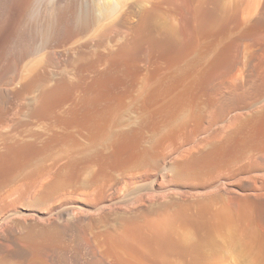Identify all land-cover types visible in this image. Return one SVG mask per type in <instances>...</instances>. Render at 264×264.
Segmentation results:
<instances>
[{"label": "bare ground", "instance_id": "1", "mask_svg": "<svg viewBox=\"0 0 264 264\" xmlns=\"http://www.w3.org/2000/svg\"><path fill=\"white\" fill-rule=\"evenodd\" d=\"M17 2V24L35 34L29 46L39 44L42 26L62 22L73 26L62 39L45 38V48L81 33L85 40L68 47L54 84L48 67L36 65L11 90L22 99L39 94L19 100L27 119L13 111V127H0V264H203L216 238L193 234L191 221L211 223L224 244L244 231L264 251V0L249 18L222 0H150L131 9L126 0ZM164 3L180 20L161 31L155 6ZM55 8L65 11L52 21ZM203 32L214 37L200 50ZM10 33L0 37V76ZM108 44L121 49L122 108H66L80 89L89 97L84 85L94 73H107L108 55L96 53ZM121 112L132 121L114 139ZM126 179L136 182L127 191ZM116 195L126 200L105 202ZM176 197L185 204L173 213Z\"/></svg>", "mask_w": 264, "mask_h": 264}, {"label": "rangeland", "instance_id": "2", "mask_svg": "<svg viewBox=\"0 0 264 264\" xmlns=\"http://www.w3.org/2000/svg\"><path fill=\"white\" fill-rule=\"evenodd\" d=\"M17 1L18 0H0V22L3 19L2 23H0V24H2V25H0V28L4 25L3 22H5V24H6L4 29H2L3 27L0 29V37H1V39H2V36H6V35H8L11 32L10 35H9L10 39H9L7 50H6L7 52L5 51V54H4V57H3L4 59L2 60L3 63L1 62L2 67H3L2 70H3V73L5 75L3 76V74L1 73L2 75L0 76L1 77L0 78V89H4V93L1 92V98L6 99V101L2 99L3 100V102H2L3 104H0V110H1V112L3 110L4 113H2V115L5 114L3 116L6 119L5 121H1L0 120L2 122V123H0V124H2L0 127H5L6 129L7 128L8 129L12 128L13 125L15 124L11 120L12 118L10 119V116L8 117L10 112H11L10 115L12 117V115H13L12 112L16 111V112H13V113H14V115L16 114V117H18V116L20 117V118H18L19 120H21V119L24 120L27 117L26 116L27 115L26 112H28V108L27 107H26L27 109L26 108H21L20 107L21 103H20L19 100L24 101V102L21 101L22 103H25V102L27 103V101H28V104H29L30 102L32 103V101H35L36 97L39 94V90H36V91L34 90V91L29 92V93H26L27 97L30 95L28 98L26 96H24V99H22V98H20V96L18 94L15 95L13 93L14 86H16V88H18V85L20 86V83H21V81L24 80V77L26 75L30 74L33 71L32 68L33 67H35V69L37 68L36 65L37 66L41 65L42 67L45 65V68L48 67V69L46 68L47 69V73L49 75V81L48 82L51 85L54 84L56 79L59 78L60 74L63 73L64 72L63 70L66 68V63H67L66 62L67 61L66 58L68 59L69 50H71V49L73 50L74 46L76 47L77 44L79 45L80 42L85 40V37H84L85 34L81 33V34L75 35L76 38L72 39V41H69L66 44L65 43L60 44L61 42L58 41L57 42L58 44L57 43L54 44L55 47L53 46V48H52L51 46H48L47 48H45V46H46V43H44L46 41L45 38L46 39H50L52 34L54 33L53 35H55V38L62 39L65 36V34H66V33L64 34L65 30H68L70 27L73 26L72 24H68L67 23L68 24L67 25V24H65V22H62V24L60 26L56 25L54 30H52L53 28L49 24L48 25L46 24V25L42 26L41 29H40V32L42 33L41 34V38H43V39L40 38V40L38 41L39 44L36 43L37 46H36V44L33 45V46H29L26 43L28 42V39H29L30 35H32L34 33H33L32 29H29V28L25 29L26 27H22L21 25L19 26L17 24L16 17H15V16H17L15 14L18 13V9L17 10L15 9V8H17V3H18ZM222 2L226 3L228 5L240 4L241 8L244 11L247 10V12H245L243 14L244 18H249L250 14L253 13L251 11H252V9L254 7V3H258L259 0H222ZM135 4L138 5V6L145 7L146 5L150 4V0H126L127 9H131ZM50 6H52V4ZM155 7H156L155 10L157 9L155 11V19L157 17L156 26L158 27V30L162 31V28L163 29L164 28H167V29L171 28L172 29V28L177 27L179 25L178 23H179L180 17H179V14L177 12V9H175V7H173V5H171L169 3H164V4H157ZM64 11H65V8H62V10H61V8L60 9L55 8V10L54 9L53 10L50 9L47 12V16H48V18H51L52 21H54L59 16V14L61 12L63 13ZM248 11H250L251 13L249 14ZM5 18H6V20H5ZM170 22L172 24H170ZM158 24H159V26H158ZM17 25L19 27H17ZM64 25H66V26H64ZM173 25H175V26H173ZM218 27L219 26H216L215 28H218ZM96 29L97 28H95V30H93V32H91L92 35H95V36L98 35L99 28H98V30H96ZM215 30H217V29H214V31ZM30 31H32L31 34H30ZM55 31H57V32L59 31L60 35L56 34ZM96 31H98V32H96ZM214 33H216V32H214ZM211 37L213 38L214 36L213 35L211 36L210 34L209 35L205 34L204 32L201 34L200 47H199L200 50L201 49L205 50V45L210 44L212 42L211 41L212 40ZM41 40H43L42 42H43L44 45L41 44L42 43ZM74 40H76V41H74ZM228 42H230L229 38H222V40H221V42H219V44H225V43H228ZM110 43H112V42H110ZM149 43L151 44V46H155V47H157L158 44H159V42L157 43V40L155 41L154 39H151V41L149 40V42H147V44H149ZM112 44H108V46H110V47H108L107 45H106V48L105 47L104 48L100 47L99 51H98V47L96 45H95V47L93 46V50H95V51L97 50L98 51L96 54H98V53L101 54V52L103 54V51H104V53L108 55L107 56V55L104 54L105 56H107L109 58L105 59L106 63H103L104 65L101 64L102 67L104 68V71H107V73H105L106 75L104 73H103V75L102 74L100 75V74H97V73L95 75V73H94L92 78L88 79V83L86 82L85 85H84V86H87V87L89 85V89H90L91 92L88 89L87 93L89 95L86 93V96H89V97L85 99V96H84L85 92L82 91V89H80L79 93L81 92V94L78 95L79 97L77 96L79 99L76 98L77 100H79L78 101V105H75V103H74V102L77 101L76 99H75L76 101H73V104H72V101L69 100L71 102L66 101L67 102L66 108H74V107L75 108H93V109L94 108L95 109H99L100 108V110H101V108H103V109L104 108H112V107L113 108H122V102L123 101H120L121 99L123 100V93H122L123 92V90H122L123 89V87H122V85H123V80H122L123 79V75H122V63L120 62V60H121V58H120L121 57L120 56L121 49L119 48V45L115 46V44L114 45H112ZM27 45L29 47H27ZM42 46H43V48H42ZM71 46H73V47L71 48ZM39 47H41V48H39ZM68 47H70L71 49L70 48L68 49ZM116 47L119 48V49H117ZM100 49H101V52H100ZM114 49H115V51H114ZM46 51H48V52L52 51L53 52V58L52 59H51L52 56L50 55V53L48 54V55L51 56L49 58L48 55H47L48 52H46ZM70 53L72 54L73 52H70ZM111 53H113V54L111 55ZM116 56H117V58H116ZM118 56H120V57H118ZM105 60L103 62H105ZM117 62H119V63H117ZM14 63H15V66H14ZM114 64H116V65H114ZM118 64H119V66H118ZM11 65H13V66H11ZM94 66L95 65H93V67ZM98 66H99V68L101 70L103 69L102 67H100V64H98L96 67H98ZM42 67H39V68H42ZM92 69L94 70V68H92ZM120 76H121V78H120ZM96 77L98 78V80H97ZM50 79H51V81H50ZM111 79H112V81H111ZM89 80L92 81V82L90 83ZM120 81H122V83ZM18 82H20V83H18ZM109 84H111V85H109ZM92 87H93L94 90L92 89ZM12 89H13V91H11ZM10 93H12L11 97H10ZM15 93H16V90H15ZM7 95H8V97H7ZM118 95H120V96H118ZM18 96H19V98H18ZM33 97H34V99H33ZM80 98H82V99H80ZM107 98H109V99H107ZM115 100H116L117 103L114 102ZM7 101H8V104H7ZM15 102H17V104H19V105L15 104ZM68 102H69L70 105L68 104ZM109 103H111V104H109ZM4 105L7 108L6 107L3 108ZM16 105L18 107H20V108H17ZM110 105H111V107H110ZM12 106L14 108H12ZM1 107H2V109H1ZM20 109L24 110V112L21 111ZM63 109H65V108H63ZM17 112L19 113V115H17L18 114ZM3 116L0 117V118H3ZM117 116H119V117H115V122L113 123V127L115 129V132H114V135H113L114 139H118L119 138V135H120V132H121V129H122L121 127L123 126V123H127L129 121H132V119H130V118L128 120L126 118V121H125L124 118H125V116H127L125 113L121 112ZM14 117L15 116H13V118ZM9 119L11 120L10 122L8 121ZM15 119L16 118H14L13 120H15ZM119 120H120L121 123L119 122ZM5 122H7L8 125L11 124L10 125L11 127H6L7 124ZM118 123H120V124H118ZM37 125L39 126L41 124L37 123ZM22 129H23V127H22ZM114 129H113V131H114ZM118 154L119 155H123V153L121 152L120 149L118 150ZM159 162H160L159 163L160 165H164L165 163H167V160L162 158V159L159 160ZM159 164H156V166L158 167ZM90 171L91 170H86L85 171V169H83V172L86 175L89 174ZM123 184L122 185H123L124 189L127 188V189H125L127 191L128 189L133 188V186L136 184V182H134V180H132V179H126V180H124ZM142 191H144V190H142ZM118 196L116 195V197L114 199H112L110 201H105V202H107V203H109L110 205H113V206H114V204H116V206L120 205V204H122L124 202L123 200H126V198H123L121 196L118 197ZM176 198H178V197H176ZM174 202L175 203H174L173 207L175 209H172L173 211L171 210V212L178 213V209L180 208V206L183 203L185 204V201L183 202L182 198H178V199H174ZM200 213H202V211ZM112 221H113V219H111V224L113 223ZM109 226H110V223L107 225L108 228H106V229H110L111 226L110 227ZM189 226L191 228V232L194 231L193 234L197 235L198 237L201 236L202 233L204 234V232H205V234L209 235L208 236L209 239L213 238V240H214L216 238V240H214L212 243L210 242L211 246L210 245L209 246H210L211 249L210 248L208 249L209 252H207V254L210 253V251H212V250H214V251L211 252V255H209V254L205 255L206 258L203 259V262H204L203 264H213V263L214 264H264V251L261 248H259L258 245L255 244V242L252 239H250V237H248L246 232L241 231V230H238V231L236 230L235 233L233 232L234 234H232L227 239L226 243L224 244L221 241L220 236H217L218 234H215L216 231H215V229H214V227L212 226L211 223L202 222V224H201V223H198V222H195V221H191ZM213 234L215 236H213ZM218 239H220V240H218ZM216 243H217V245H216ZM72 247H74V246L73 245L70 246V248H72ZM70 248H67V249H70Z\"/></svg>", "mask_w": 264, "mask_h": 264}]
</instances>
